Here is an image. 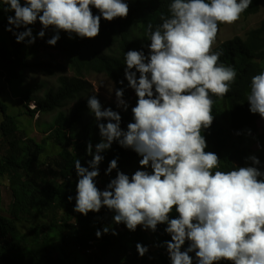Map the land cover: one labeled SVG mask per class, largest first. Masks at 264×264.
<instances>
[{"label": "clouds", "instance_id": "clouds-1", "mask_svg": "<svg viewBox=\"0 0 264 264\" xmlns=\"http://www.w3.org/2000/svg\"><path fill=\"white\" fill-rule=\"evenodd\" d=\"M252 2L172 0L169 15L162 13L160 24L148 25V54H124V79L137 98L126 130L120 127L119 112L102 107L96 94L87 97L101 139L94 146L87 143L86 154L92 157L87 167L75 160V196H67L68 202L75 201V213L87 216L107 208L114 213L113 223L124 224L130 232L138 226L155 232L165 224L170 240L160 246L166 248L170 264H193L194 259L195 264H264V172L256 167L260 160L251 155L245 158L251 166L213 173L220 158L205 151L202 135L214 120L212 97L226 96L237 75L234 67L219 62L223 50L213 51L219 25L237 22ZM3 5L0 11L14 12L5 31L27 45L43 39L49 28V46L56 45L62 31L69 39H94L101 19L111 22L129 12L126 0H3ZM37 22L41 29L34 36L28 26ZM22 27L24 31H15ZM123 95V88L115 90L116 106L127 111ZM247 102L249 112L264 119V71L251 77ZM113 142L141 157L139 168L129 177L118 170V157L113 158L105 175L116 170L115 177L100 190L95 178L104 159L101 153ZM173 211L177 215L170 218ZM109 232L118 234L103 226L95 236ZM135 247L140 257L148 252L140 243Z\"/></svg>", "mask_w": 264, "mask_h": 264}, {"label": "trees", "instance_id": "trees-1", "mask_svg": "<svg viewBox=\"0 0 264 264\" xmlns=\"http://www.w3.org/2000/svg\"><path fill=\"white\" fill-rule=\"evenodd\" d=\"M126 2L129 5L127 17L116 18L111 22L101 19L99 35L94 39H69L61 32L56 45L49 46L46 41L53 35L49 28L43 39L37 38L27 49L25 42L16 43L15 36L5 31L8 27L7 17L14 15V12L0 11V30L6 35L5 44L0 46V79L8 83L21 81L26 69L49 75L58 72L55 86L44 89V84L37 82L15 92L20 95L22 107L31 118L35 113L40 116L53 114L48 123H43V137L39 141L18 126L16 116L7 112L6 104L0 99V138L4 152L0 155V178L6 179L5 187L10 194L9 215L0 213L2 264H24L8 252L18 247L29 252L28 264H170L169 258L162 254L164 249H160L165 248L160 246L164 241L170 240V236L164 232L165 224L158 225L155 232L142 230L139 226L130 232L124 224L113 223V212L107 208L83 216L73 211L74 200L67 201L68 195L75 196V160L79 158L81 165L87 167L86 161L92 157L86 154V146L89 141L93 146L96 144L94 135L98 132L97 122L87 108V97L92 95V85L85 76L90 73L105 74L118 89H124L123 99L129 107L119 114L120 127L126 130L127 124L132 122L131 108L137 99L135 95L130 97L124 79V54L134 48V42L129 38V27L134 18L141 19V26L132 27H139L144 39L143 50L148 54V25L155 27L162 22V13L169 15L168 5L172 0ZM3 7V0H0V10ZM259 10L260 0H253L242 15L255 14ZM92 11L94 15L98 14L96 9ZM24 30L23 27L15 29L18 32ZM104 46L107 47L103 49ZM40 49L46 51L50 58L31 61L29 57L36 56ZM219 50H223L219 62L234 67L237 75L226 96L212 97L215 101L212 107L214 120L208 129L202 131L207 142L205 151L214 152L220 158L218 168L212 171L227 172L236 167L251 166V162L245 158L254 155L260 160L256 167L264 172V150L257 155L251 150L252 143L264 136V131L260 136L256 135V121L260 116L249 112L247 102L251 77L264 71L259 63L264 62V17L244 37L234 35L219 42L213 51ZM51 51H55V54ZM57 56L61 57V61H57ZM30 103H33L32 108L28 107ZM228 129L239 133L240 145L227 144L223 133ZM48 141L57 151L43 154ZM134 154L131 149L122 148L113 142L110 149L101 153L104 159L102 167H99L100 174L95 178L97 187L104 190L110 179L115 177L116 170L105 175L113 158L118 157V170L124 172L119 166H129L131 163L125 162ZM124 173L129 177L132 175ZM38 214H43L45 218L33 223L28 232H19L18 221L32 222ZM176 215L173 211L170 218ZM103 226L115 229L118 234L109 232L97 238L95 232ZM137 243L144 246L153 244L154 248L148 249L140 257L135 247ZM186 247L187 242L181 250ZM191 254L194 257V253ZM221 264L229 262L222 261Z\"/></svg>", "mask_w": 264, "mask_h": 264}, {"label": "rangeland", "instance_id": "rangeland-1", "mask_svg": "<svg viewBox=\"0 0 264 264\" xmlns=\"http://www.w3.org/2000/svg\"><path fill=\"white\" fill-rule=\"evenodd\" d=\"M263 17H264V0H260L259 12L255 14H249L247 16L241 15L240 19L234 24H230V25L220 24L219 25V31L217 33L216 42L213 45V48L219 42L225 39L231 38L234 35H240L241 37H244L245 33L250 28L259 25ZM132 25L141 26V19L139 17H136L132 20V23L129 27V38L133 40L134 42L133 50H143L144 49V39H142L139 27L138 26L132 27ZM28 27L32 28L33 35H35L41 29V25L39 24V22L33 25H29ZM51 33L53 34L52 30H51ZM63 33L65 34V36L68 37L67 33L65 32ZM73 37L75 36L73 35ZM5 41H6V35L3 31L0 30V46L5 44ZM28 46L29 45L25 44L26 49L28 48ZM107 46H104L103 49H105ZM51 52L55 54V51H51ZM145 55L147 54L145 53ZM49 58H50V55L42 49L39 50V53L36 56L29 57L31 61L46 60ZM56 59L57 61H61L60 56H57ZM259 63L264 68V62L259 61ZM57 76H58V72H55L54 74L49 75V74L41 73L39 71L26 69L24 70V73H23L24 78L21 81H15L13 83L12 82L8 83V82H5L4 79L2 78L0 79V86H1L0 99L6 104L7 112L15 115L16 123L18 124V126L21 129H25L28 135L34 137L35 140L37 141H39L43 137V133L41 132L43 123H48L51 120L53 114L40 116L38 113H35L34 116L31 118L30 116L27 115L26 109L22 107L23 103H21L20 101V95H16L15 92H19L20 90L28 87L29 85L33 83H37V82H42L44 84V89L49 88L51 86H55L57 82L56 81ZM85 78L91 83L92 95L96 94L97 99L100 101L102 107L111 108L113 111H117V112L122 111V109L117 108L116 106L115 90L118 88L116 87L114 81H112L105 74H96V73L87 74ZM127 90L130 93V97H133L135 95L134 90H132L131 88L127 87ZM28 107L32 108L33 103H30ZM66 109L67 108H64V110ZM1 116L2 115L0 114V120H1ZM263 131H264V119H261L260 117L256 121V135L260 136ZM223 134L226 137L227 144L235 143L237 145H240V141L238 140L237 131L233 129H228ZM94 137H95L96 143H99L101 139L99 136V131L94 135ZM2 143L3 142L0 138V155L4 153L2 146H1ZM251 150L253 154L255 155L259 154L261 151L264 150V136H261L260 138H258L252 143ZM56 151L57 149H55L52 143L48 141L42 153L51 154ZM140 159L141 157H139L135 153L129 161L125 162V164H130V163L131 164L129 166H122L121 168L119 166V169L123 170L124 172L133 174L139 168ZM140 170H144V169H140ZM148 171L150 172L151 169H148ZM0 183H1L0 184V213L3 215H9L8 204L10 201V194H9L8 188L5 187V184L7 183L6 179L0 178ZM44 218L45 216L43 214H38V215H35L34 220L32 222L18 221L17 229L19 230V232L26 233L29 231L33 223H38ZM147 247L149 250L154 248L153 244H149ZM160 249H165V248H160ZM8 252L18 257L24 264H28L27 256L29 255V252H27V250H25L23 247L9 249ZM189 255L192 256L191 253H189ZM82 260H84L83 257H82Z\"/></svg>", "mask_w": 264, "mask_h": 264}, {"label": "built area", "instance_id": "built-area-1", "mask_svg": "<svg viewBox=\"0 0 264 264\" xmlns=\"http://www.w3.org/2000/svg\"><path fill=\"white\" fill-rule=\"evenodd\" d=\"M162 254L168 257L166 249L162 250Z\"/></svg>", "mask_w": 264, "mask_h": 264}]
</instances>
